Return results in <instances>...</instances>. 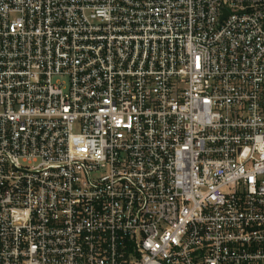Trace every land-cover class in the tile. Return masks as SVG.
I'll use <instances>...</instances> for the list:
<instances>
[{"label":"built area","instance_id":"2783aa9c","mask_svg":"<svg viewBox=\"0 0 264 264\" xmlns=\"http://www.w3.org/2000/svg\"><path fill=\"white\" fill-rule=\"evenodd\" d=\"M0 264H264V0H0Z\"/></svg>","mask_w":264,"mask_h":264}]
</instances>
